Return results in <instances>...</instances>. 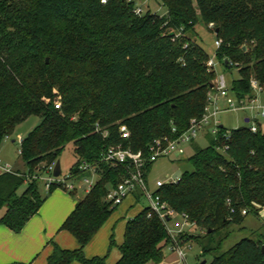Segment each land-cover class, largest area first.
Returning <instances> with one entry per match:
<instances>
[{
	"label": "trees",
	"instance_id": "1",
	"mask_svg": "<svg viewBox=\"0 0 264 264\" xmlns=\"http://www.w3.org/2000/svg\"><path fill=\"white\" fill-rule=\"evenodd\" d=\"M159 1L164 14H137L134 0H0V143L27 117L41 118L19 143L26 171L0 175V209L6 206L0 223L19 232L37 213L56 187L41 195L34 176L55 162L66 144L72 143L76 157L70 170L86 159L98 172L60 226L78 246L68 249L51 241L47 264H106V255L83 254L115 208L105 201L107 186L124 173L121 166L100 161L106 145L145 149L172 125L178 134L190 118L202 115L216 71L206 65L211 54L190 36L197 24H212L220 40L212 53L217 70L237 71L228 83L233 97L250 98L251 79L264 80V0ZM120 123L126 124L128 138L120 137ZM225 129L221 125L220 133ZM229 130L226 141L207 135L208 145L194 147L187 157L192 170L157 190L199 232L174 237L171 219L143 207L126 220L113 264H158L169 244L189 240L202 256L211 255L204 264H264L261 235L242 237L220 251L227 236L221 231L264 208V130ZM223 144L226 149L217 148Z\"/></svg>",
	"mask_w": 264,
	"mask_h": 264
},
{
	"label": "built area",
	"instance_id": "2",
	"mask_svg": "<svg viewBox=\"0 0 264 264\" xmlns=\"http://www.w3.org/2000/svg\"><path fill=\"white\" fill-rule=\"evenodd\" d=\"M105 2V0H102ZM142 8L137 5L135 13H142ZM212 29L213 25L209 24ZM180 33L177 32L176 35ZM220 45V40L214 39L215 48ZM206 65L209 69L216 71V76L213 80V92L208 93L207 103L204 107V111L200 117H192L189 120L188 126L180 133L176 134V128L172 125L169 134H164L159 137H155L147 144L145 149H133L130 145H125L122 142H116L106 145V147L100 152V161L105 162L111 166H121L124 173L120 179L113 185H108L106 188L105 201L111 206H117L128 196H134L135 201L143 199L145 206L148 209L154 211L161 219L170 220L172 215H177L171 210L164 201L157 190L166 183L174 182L176 179L168 176L165 181H155L154 188H150L148 180V172L151 164L161 157L165 158H177L187 155V149L190 148L196 141L200 133L204 132L206 135H210L214 140L219 136L224 141L230 137V130L225 129L220 133L221 121L218 118V114L226 110L248 109L252 111L250 116L245 117L246 121H250L247 125L251 132H256L258 129H262L259 118L264 119V101H260L254 94L264 90V80L258 82L255 79H251L250 87L252 96L250 98L236 99L233 97L228 89V83L223 73L217 70V61H215L213 55H211ZM217 97L224 100V104L218 103ZM55 108H59V103L54 105ZM224 126V125H223ZM119 135L121 138L129 137V130L124 123L118 125ZM106 132H103V136ZM21 141V140H20ZM19 141V142H20ZM218 149L224 150L227 148L226 144L217 146ZM54 162L48 165L44 171L48 176L45 178L44 188L47 192L51 185L56 188H60L69 194H78L81 197L82 194H86L93 187L96 180L89 178L90 175H98L95 165L91 164L86 159H81L74 168L75 171L68 170L64 175H53ZM97 179V178H96ZM82 195V196H83ZM138 197L136 198V196ZM245 210L241 213L245 214ZM167 217L169 219H167ZM185 219L184 224L191 225L186 216L181 215ZM169 231L172 233L170 227ZM174 235V234H173ZM173 249L176 251L180 261L185 260V254L181 246L173 245Z\"/></svg>",
	"mask_w": 264,
	"mask_h": 264
},
{
	"label": "rangeland",
	"instance_id": "3",
	"mask_svg": "<svg viewBox=\"0 0 264 264\" xmlns=\"http://www.w3.org/2000/svg\"><path fill=\"white\" fill-rule=\"evenodd\" d=\"M137 5H140L142 11L145 12L149 10L151 12H156L158 14H164L165 7L161 4L159 0H134ZM190 36L194 37L197 42H199L207 52L211 55L215 49L214 39L215 34L211 31L210 27L207 28L202 24H197L195 26V31L190 33ZM226 73V74H225ZM224 76H226L227 82L231 81L232 78L237 77L236 69H231L229 72H225ZM264 97V94L262 95ZM252 111L248 109H237V110H226L218 114V118L224 124L227 129L235 128L237 124L239 126H247L250 121H245L244 118L250 116ZM41 118L37 115H31L19 122L13 129L9 138L6 140L7 147H10L5 150L4 155L9 156L11 159L16 160L19 159L21 162V158L18 155V149L20 146V140L23 139L30 130H32L39 122ZM259 122L264 123V119L259 118ZM264 130V124L262 129ZM11 139H14V142H11ZM208 145V140L206 138L200 139L198 146L205 147ZM72 143L66 144L65 148L62 150L58 160L60 164L61 174L64 175L69 167L74 162V154L72 152ZM187 155L190 152H194L193 148L190 151H187ZM187 155L182 157L181 160L173 161L170 158L161 157L154 161L151 164L150 170L148 172V180L151 182L150 188H154L155 181H165L167 176H172L173 172L176 169L180 170H192V165L190 164ZM26 169V168H25ZM26 171V170H25ZM24 171V172H25ZM14 172V171H13ZM22 173V171H19ZM48 176L46 171H41L38 173V176H34L35 184L37 186L38 192L41 195H45V178ZM98 175L94 174L90 175L89 178L92 180H96ZM26 184L22 183L18 189L17 194H20ZM45 193V194H44ZM81 196L83 195L80 192ZM73 195V194H72ZM145 206V202L143 199H140L138 202H135L131 196L126 197L122 203L115 206V208L111 211L107 219L103 222V224L92 234L89 241L85 244L83 248V254L85 257L98 254V255H106L107 264H111L114 256L120 254L117 245H119L123 238L124 231V223L127 219L135 216L143 207ZM172 220H170L169 227L174 234V237H177L181 231L186 226L184 225L185 219L182 218V221L179 223L176 220H180L177 215H172ZM174 221V222H173ZM68 233V232H67ZM227 234L226 238L221 243L220 251H224L232 246L235 242H237L242 237H253L254 239H258L261 236L263 245H264V208L259 212L258 216L253 215L252 213H248L241 223H231L221 231V234ZM70 235V234H69ZM113 239L114 244L110 245V239ZM76 241V238H73ZM77 242V241H76ZM185 254V263L186 264H201V261H209L211 259V255L207 254L202 256L200 254V247L193 240H189L180 245ZM169 248L173 250V243L169 244ZM172 252L170 250H164V261L168 262L169 255ZM93 257V256H92ZM88 258V257H87ZM90 258V257H89ZM174 262H178L179 258L177 256L176 251L174 254L170 255V262L173 264ZM112 263V264H113Z\"/></svg>",
	"mask_w": 264,
	"mask_h": 264
},
{
	"label": "crops",
	"instance_id": "4",
	"mask_svg": "<svg viewBox=\"0 0 264 264\" xmlns=\"http://www.w3.org/2000/svg\"><path fill=\"white\" fill-rule=\"evenodd\" d=\"M218 71L223 74L225 73L219 69ZM227 83H229V81ZM210 92L214 93V89H212ZM263 94H264V90L254 94V96L256 95L257 98L263 102L264 101V97L262 96ZM217 100L219 104L221 105L224 104V100L222 98L217 97ZM244 120L246 121V118H244ZM260 123L263 126L264 123L262 122ZM221 124L224 125L222 122ZM238 126L239 124L236 125V127ZM8 138L9 137L4 138L0 143V175L5 172H13V171L24 172L26 170L23 161L20 162L19 159L13 160L9 156L4 155L5 150L10 148L7 147L6 145L7 144L6 140ZM203 138L207 139V135L204 132L199 134L196 141L193 143V145L190 148L187 149V151H190L191 148H193L194 150V147L198 146L200 139ZM11 142H14V139H11ZM191 153L192 152H190L189 155ZM18 155H19V149H18ZM189 155H187V157ZM74 158H75L74 159L75 162L76 157L74 156ZM170 159H172L173 161H178L181 160L182 157L170 158ZM149 184H151V182H149ZM131 197L135 201L134 196ZM78 198H80V195L78 194L72 195L63 191L60 188H55L50 193H48L46 199L40 206L37 213H35L33 216L29 218V220L25 223L21 231L14 232L11 229H9L7 226L0 223V264H47V257L51 253L53 248V244L51 243V241L55 242L57 245L63 248H68V249L76 248L78 246V242H76L77 240L75 241L73 239L75 237L67 230L60 229V226L63 223V221L66 219V217L70 214V212L73 210ZM5 209L6 206H3L0 209V217L5 212ZM177 216L179 217L180 220H176V221L180 223L182 221V217L179 215ZM184 225L186 227L184 229H181V232L189 233V234L199 232V230L195 228L193 225H186V224ZM165 249L170 250L172 254H174L175 252V250L174 249L172 250L171 248H169V246H167ZM172 254L170 253V255ZM170 255L168 257L169 259L168 262H165L163 259V261L158 264H172L170 262ZM92 256H103V255H98V254H94L91 256L87 255L88 258ZM119 256L120 254L114 256L113 261H116L119 258ZM69 264H81V263L74 260ZM146 264H156V263L149 262ZM173 264H186V263L185 261L179 260L178 262L173 261Z\"/></svg>",
	"mask_w": 264,
	"mask_h": 264
},
{
	"label": "water",
	"instance_id": "5",
	"mask_svg": "<svg viewBox=\"0 0 264 264\" xmlns=\"http://www.w3.org/2000/svg\"><path fill=\"white\" fill-rule=\"evenodd\" d=\"M216 31H217V29H215V32H216ZM46 61H47V59H46ZM60 172H61L60 164H59V160L57 159V160L54 162L53 175H54V176H58V175L60 174ZM181 173H182V171H181L180 169H176V170L174 171V173L172 174L171 177H172L173 179H177V178L181 175ZM167 219H169V218L167 217ZM261 249H262V251L264 250V245H262ZM204 263H205L204 260L201 261V264H204Z\"/></svg>",
	"mask_w": 264,
	"mask_h": 264
}]
</instances>
